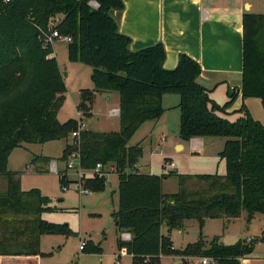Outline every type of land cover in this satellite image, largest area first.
I'll use <instances>...</instances> for the list:
<instances>
[{"label": "trees", "instance_id": "trees-1", "mask_svg": "<svg viewBox=\"0 0 264 264\" xmlns=\"http://www.w3.org/2000/svg\"><path fill=\"white\" fill-rule=\"evenodd\" d=\"M91 1L99 7L92 9ZM123 7L122 0H0V177L7 181L0 194V257L43 254L44 236L75 234L67 224L45 220L44 213L58 209L50 206V198L40 190L23 191L17 175L8 169L12 152L23 143L67 140L81 122V117L79 121H59L67 90L54 47H44L45 35L57 30L71 39L68 61L92 69L94 89L80 90L76 111L89 117L95 93L119 96V130L82 129L78 139L83 169H92L97 163L104 170L116 168L118 209L113 217L118 233L131 236L126 242L117 239L118 250L126 249L132 257L130 264H159L160 255L239 264L258 241L221 245L217 238L206 243L199 236L184 248L174 249L170 233L182 229L186 220L197 221L201 230L208 219L229 221L245 214L249 223L264 214V124L244 104L227 113L238 94L242 100H258L264 107V14L242 17L241 86L237 92L231 90L220 105L197 83L201 68L189 56L180 54L176 67L166 70L162 44L130 50V38L119 33L108 13ZM164 95L179 98L177 134L181 141L226 138L219 153L223 175L137 172L143 150L139 145L128 146V142L145 122L161 117ZM75 142L66 143L63 160L76 149ZM167 162L164 159V164ZM172 175L177 177L179 189L164 194L162 182ZM192 181L198 188L188 190L186 184ZM59 182L62 188L71 184L63 176ZM83 185L92 193L102 192L106 177L86 178ZM88 249L100 254V247Z\"/></svg>", "mask_w": 264, "mask_h": 264}, {"label": "rangeland", "instance_id": "rangeland-1", "mask_svg": "<svg viewBox=\"0 0 264 264\" xmlns=\"http://www.w3.org/2000/svg\"><path fill=\"white\" fill-rule=\"evenodd\" d=\"M55 47L58 64L63 76L65 73H69V77L64 78L67 92L64 107L59 115V121L63 123L68 119H78L75 105L79 101L80 90L93 88L90 79L92 69L85 65L71 64L67 58L66 43L58 42ZM254 102L255 105H250L253 117L264 124V107L260 101L255 100ZM98 110H103V102H99ZM172 114L174 113H170V126H166L160 132L153 131L152 138L149 135L151 134L150 127L153 122H148L143 124L128 142L130 146L138 144L143 148L142 157L138 161L140 164L139 172L150 175L167 174L170 171L181 175L214 173L223 175L225 168L224 163L219 159V153L223 149L222 143L226 138L207 139L212 142L211 146L208 143L204 153L192 154L189 141H181L177 134L178 131L175 132L176 127H179V122L177 126L176 119L174 121ZM81 121L83 128L91 131L111 132L119 130L117 117L109 118L106 113L103 116L102 112H97L92 117L81 116ZM71 140L69 138L45 143H23L12 152L9 158L8 169L17 175L21 181L22 190H40L44 196L50 198V206L58 209L57 212L44 213L43 218L50 222L67 224L75 233L70 237L64 235H47L43 237L41 246L46 252L61 251L59 254H54V258L50 260L49 264H116L118 254H120V264H130L132 257L129 254H122L117 248V239L123 233H118L116 230V222L113 217V213L118 209L117 175L112 174L107 177L104 191L92 193L89 196H79L73 184L66 186L67 190L64 191L59 182L60 175L52 170V165L56 162L60 172H62L64 168V160L62 159L64 148L66 143L71 142ZM178 143L183 145L182 151H180V148H178V151L176 150ZM166 158L168 162L174 164V168L170 169L168 164H164ZM6 188L7 181L4 177H0V194L4 193ZM186 188L195 190L198 188V184L192 181L186 184ZM178 189L179 182L176 176L172 175L163 180L162 192L164 194L175 193ZM223 222L227 223L226 220L207 223L205 230H201V234L212 235L216 231L218 233ZM231 223L234 224V226L232 225V232L240 234V237L256 236L260 234L262 229V226H260L258 229L257 227L256 229L251 227L245 230L243 219ZM199 232L197 221L186 220L182 230H173V246L176 249L184 248L187 243H192L199 238ZM80 240L89 243L83 252L79 250ZM244 240L249 244L254 240L260 242L263 237L260 235L255 239H248L249 241ZM89 247H100V254L90 252ZM173 256L179 258L162 255L159 264H176V259L183 262L180 264H201L202 259L198 256H191L189 260L185 259V256Z\"/></svg>", "mask_w": 264, "mask_h": 264}, {"label": "crops", "instance_id": "crops-1", "mask_svg": "<svg viewBox=\"0 0 264 264\" xmlns=\"http://www.w3.org/2000/svg\"><path fill=\"white\" fill-rule=\"evenodd\" d=\"M122 2L124 7L121 11L110 10L108 13L115 20L119 33L130 38L129 47L131 51H139L158 43L162 44L166 53L163 61V67L166 70H172L176 67L180 54L189 56L201 68L197 83L209 90L210 97L220 105L227 101L228 93L231 90H236V92L239 90L242 81V17L247 13L264 14V0H122ZM55 46L53 55L58 61ZM71 64L82 65L79 63ZM65 74L66 77H69L68 72ZM93 89L94 87L88 88V90ZM114 93H95L89 117L97 114V112H102L103 116L106 113L109 118L117 117L119 122V115L110 116L108 113L111 109L119 108V96ZM98 99L102 100L99 101ZM254 101V99L242 100L238 94L227 113L238 110L244 104L252 114L250 105H255ZM99 102H103V110L100 111L98 110ZM78 103L79 101L75 108ZM178 103L179 98L176 95H164L162 97L164 112L161 117L157 121L145 122H153L149 135L151 138L153 131L160 132L171 123L170 113H174L172 117L174 121L176 119L178 126L180 116ZM171 126L174 128L173 124ZM178 128L176 127L175 132L178 131ZM207 139L209 138L191 139L189 141L191 144L190 152L195 155L204 153L207 144L209 143V146L212 144ZM128 146H130L129 143ZM140 147L142 148V146ZM178 148L182 151L183 145L178 143L176 145L177 151ZM137 164L136 167L139 171L140 164ZM245 218V214H243L236 220L243 219L245 230L251 227L258 229L262 226L260 234L253 237H240V234L232 232L234 224L231 222L236 220L223 222L218 233L216 231L212 235L201 234V230H205L207 223L223 220L208 219L202 229H199V236L206 242L217 238L221 245H232L239 240L255 239L261 235L263 240L255 244L251 254L240 258L239 264H264V214L256 215L249 223L246 222ZM162 233H165L164 228H162ZM170 237L172 240L173 230ZM173 248L176 249L174 246ZM41 251L43 254L2 255L0 264H49L50 260H53L54 254L61 252H46L42 246ZM190 258L191 256L185 257L187 260ZM175 262L176 264L183 263L180 259H176ZM207 264H215V262Z\"/></svg>", "mask_w": 264, "mask_h": 264}, {"label": "built area", "instance_id": "built-area-1", "mask_svg": "<svg viewBox=\"0 0 264 264\" xmlns=\"http://www.w3.org/2000/svg\"><path fill=\"white\" fill-rule=\"evenodd\" d=\"M6 1H9V0H6ZM89 6L92 9H97L99 7L95 1L89 2ZM70 41H71V39L69 36L63 35L59 31L54 30V31L50 32L49 34L45 35L44 47H47L48 45H51L54 47L58 42H62V43L67 44ZM108 113L110 116H118L119 115V109H111V110H109ZM77 116H78L77 120L79 121V118L81 117V113L77 112ZM82 129H83L82 123L79 122L78 129L76 131H73L70 134V138L72 140L76 141L74 143L76 146V149L71 151L67 155L66 159L64 160V171L60 172L58 164L56 162L53 163L52 170L54 173H56L60 176H63L65 178H67V180L71 181V183L75 186V190L77 191L79 196H81V195H88L89 196L92 194V192L88 188H85L83 185V182L86 178L95 177V176H105L106 181H107V177L109 175H112V174L117 175V173H116V168L114 166H109L107 169L104 170L103 165L101 163L95 164V166L89 170L83 169L81 167L78 139L80 136V131ZM166 164H168L170 169L174 168V164L172 162H167ZM137 172H139V171H137ZM70 176H71V178H70ZM63 190L64 191L67 190L66 186L63 187ZM130 238H131L130 234L126 233V232H123L121 234V237H120V239L122 241H125V242L129 241ZM84 246H85V241L80 240L79 250L82 251ZM119 251H121L122 254H127L125 248H123ZM160 256H162V255H160ZM119 257H120V254H118L116 256V264H120ZM210 261L215 262L212 258H208V257H202V259H201V263H203V264L210 263Z\"/></svg>", "mask_w": 264, "mask_h": 264}, {"label": "water", "instance_id": "water-1", "mask_svg": "<svg viewBox=\"0 0 264 264\" xmlns=\"http://www.w3.org/2000/svg\"><path fill=\"white\" fill-rule=\"evenodd\" d=\"M66 77V74H64V78ZM42 139H40V141H41ZM115 226L117 227L118 226V223L116 222L115 223Z\"/></svg>", "mask_w": 264, "mask_h": 264}]
</instances>
